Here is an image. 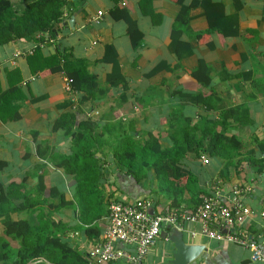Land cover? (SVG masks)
I'll list each match as a JSON object with an SVG mask.
<instances>
[{
    "label": "crops",
    "instance_id": "1",
    "mask_svg": "<svg viewBox=\"0 0 264 264\" xmlns=\"http://www.w3.org/2000/svg\"><path fill=\"white\" fill-rule=\"evenodd\" d=\"M180 1L149 0L144 5L142 0H86L60 24L59 41L41 45L45 55L54 53L58 43L72 50L83 63L71 72L59 66L34 74L28 60L34 42L22 39L0 46L1 88L10 86L7 70L17 68L23 77L20 86L27 94L18 120L0 117V161L4 162L0 197L7 195L11 201V220H27L35 226L42 223L43 229L38 228L37 233L52 229L59 237L56 244L64 247L51 244L45 257L28 264L77 259L82 263V258L95 264L89 259V250L106 241L113 200L150 199L152 214L179 208L191 212L207 197L232 205L235 188L240 190L241 202L251 209L244 230L255 241H264V171L250 162L255 159L256 164L264 165V0H184L192 7V18L180 28L181 58L171 49ZM202 1H209L212 9L222 6L228 16L237 13L229 22L236 21L239 35L208 30ZM100 10L104 14L96 23ZM123 11L136 21L135 29L120 17ZM139 32L143 39L134 48L132 37ZM110 44L117 57L114 52L107 54ZM188 48L191 53H186ZM200 60L210 68L209 84L193 75ZM116 67L121 70L120 82L111 85L107 78ZM86 73L107 87L105 96L85 101L84 92L74 88ZM67 78L75 81L69 89ZM72 114L76 126L87 118L102 124L123 121L142 146L150 138L161 151L179 145L163 163L168 170L185 169L191 178L177 181L171 172L164 178L155 167H149L138 180L110 143L94 150L96 159L87 162L101 172L98 180L95 175L86 180L66 171L62 163L74 154L73 135L67 129V124H74ZM206 128L230 140L225 156L212 157L202 149L198 154L192 149L184 152L183 147L193 148L195 140L205 137ZM206 141L210 142L209 136ZM232 151L234 159L229 160ZM178 158L180 162H176ZM186 180L191 189L178 193L179 198H174L173 188L164 189ZM4 217L0 218V264H24L19 256L21 241L8 235ZM180 223L181 229H177L183 231L185 241L203 248L190 264H264V260H253L245 246L201 234L202 222ZM171 228L163 225L155 245L139 264H173L175 244L164 234ZM67 251L72 252L70 259L65 256Z\"/></svg>",
    "mask_w": 264,
    "mask_h": 264
},
{
    "label": "trees",
    "instance_id": "2",
    "mask_svg": "<svg viewBox=\"0 0 264 264\" xmlns=\"http://www.w3.org/2000/svg\"><path fill=\"white\" fill-rule=\"evenodd\" d=\"M85 1L86 0H0V46L22 39L34 42L36 44L34 51L28 56L30 68L34 74L59 66H62L68 72L78 69L83 62L81 59L75 57L72 50L61 48V44L58 43L59 46L54 53L45 55L41 45L58 42V36L62 29L60 24L65 21L66 16L68 17L72 12L74 14L79 7L81 8ZM145 1L148 2L149 0H142L144 5ZM180 5L181 9L177 15L176 24L172 29V41H174V43H172L171 49L178 53V56L181 58L179 55L181 51V42H178L179 38L182 36V30L180 28L192 18V7L189 4H185L184 0L180 1ZM201 5L205 10L204 14L208 18V30L220 32L225 36L239 35V28L236 21L235 23L229 22V20L235 19V17L231 18V16L237 13L228 16L222 6L221 9H212V5L209 4V1H202ZM68 11L69 13H67ZM120 17L124 18L130 28L135 29L137 27L136 21L132 19L129 12L123 11ZM225 18L226 22L224 23ZM142 39V32L136 33L132 37L134 48L140 46ZM186 47H184V49ZM111 52H114L117 57L112 44L107 46V54ZM186 53H191V49L188 48ZM104 59L107 60L108 57L105 55ZM120 72V68L116 67L114 72L108 76V83L112 85L116 84V82H120L117 80L120 78ZM209 72L210 68L208 64L204 60H200L198 68L193 71V75L200 83L209 84ZM7 75L10 86L3 90L0 82V117L4 121L8 119L18 120L21 117L19 112L20 105H22L21 102L27 99V94L20 86L23 77L21 71L17 68L7 70ZM74 86L75 89L84 92L83 98L85 101L97 100L105 96L107 92V87L101 85V82L90 73H86L76 80ZM70 118L74 124H67V129L68 132L73 135L74 154L70 158H66L62 163L66 171L70 173L82 176L86 180L89 179L91 175H95L98 180L101 172L92 165L88 166L87 162L91 161L90 158L96 159L94 150L101 149L102 146H106L110 143L114 145V151L118 154L120 162H122L128 171L136 177L142 170L155 167L158 174H164V178H169L170 172L172 173V178H176L177 181L181 180L184 176H187L188 180L191 178V174L185 169L181 167H170V170H168L167 164L163 163L164 160L169 159L172 151L179 148L177 147L179 145L173 146L170 150L161 151L154 138H150V140L142 146L143 143L137 140L135 134L129 133L123 121L102 124L99 121L87 118L76 126L75 114H72ZM208 133H210V135H208ZM203 134L205 137L195 140L193 148L183 147L184 152L192 149L198 154L202 149V151L205 150L206 153L212 157L226 155L224 148L227 147L228 143H231L229 139L219 137L218 132L210 131L208 128L204 130ZM109 135L110 140L108 138ZM208 136L210 142L206 141ZM236 143L239 144L237 141ZM183 154L182 152L179 158L183 156ZM230 155L232 156L229 160L234 159V151L230 152ZM179 158L176 162L181 161ZM250 162L254 166L261 165L259 171H264L263 164H256L255 159L250 160ZM3 164L4 162L0 161V167H2ZM169 165L172 166L171 164ZM139 178L137 177L138 180ZM188 180L183 184H178L177 182H174L175 185L173 184L171 186L167 184V186H164V189L169 190L173 188L174 190L172 191L174 192L173 196L175 198L178 196V193H183L185 189H191V182L188 185ZM11 210V201L8 196L0 197V218L5 215L4 220L7 225L6 231L8 235L17 237L21 241V247L19 248L20 262L28 264L29 261L34 258L45 257L47 255L48 246L58 243L59 237L53 234L52 229L48 232L45 231L43 234H38L37 229H43L42 223L35 226L31 225L27 220L17 222L11 220ZM57 246L64 249L60 244ZM71 253L72 252L67 251V253L65 252V256L70 259V257H72ZM3 256H6V254ZM77 256L79 257L78 254ZM77 261L78 259L70 263H63V261H59V263L87 264L83 258L82 263H77Z\"/></svg>",
    "mask_w": 264,
    "mask_h": 264
},
{
    "label": "built area",
    "instance_id": "3",
    "mask_svg": "<svg viewBox=\"0 0 264 264\" xmlns=\"http://www.w3.org/2000/svg\"><path fill=\"white\" fill-rule=\"evenodd\" d=\"M103 14L100 10L94 21L100 23ZM71 82L72 78L66 79L68 89ZM202 158L208 162L204 156ZM233 193L232 205L207 197L191 212L179 208L158 214L150 212L152 201L147 198L129 202L113 200L109 204L106 241L89 250V259L95 264H118L123 260L127 264H139L155 245L163 225L181 229L180 221H185L202 222L201 234L245 246L251 251L253 260H264V241H255L244 230L251 209L241 202L238 188ZM131 248L133 252L129 250Z\"/></svg>",
    "mask_w": 264,
    "mask_h": 264
},
{
    "label": "water",
    "instance_id": "4",
    "mask_svg": "<svg viewBox=\"0 0 264 264\" xmlns=\"http://www.w3.org/2000/svg\"><path fill=\"white\" fill-rule=\"evenodd\" d=\"M74 20H71V23ZM165 237H169L175 244L176 252L171 260L173 264H190L193 262L202 252V246L196 244H189L184 239L183 231L178 230L176 227H172L164 231Z\"/></svg>",
    "mask_w": 264,
    "mask_h": 264
},
{
    "label": "rangeland",
    "instance_id": "5",
    "mask_svg": "<svg viewBox=\"0 0 264 264\" xmlns=\"http://www.w3.org/2000/svg\"><path fill=\"white\" fill-rule=\"evenodd\" d=\"M142 175H144L143 170L139 173V175L137 177L139 178Z\"/></svg>",
    "mask_w": 264,
    "mask_h": 264
}]
</instances>
